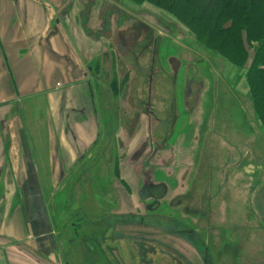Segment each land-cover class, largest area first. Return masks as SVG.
I'll list each match as a JSON object with an SVG mask.
<instances>
[{"label": "rangeland", "instance_id": "1", "mask_svg": "<svg viewBox=\"0 0 264 264\" xmlns=\"http://www.w3.org/2000/svg\"><path fill=\"white\" fill-rule=\"evenodd\" d=\"M96 1L105 5L101 14L110 2L118 13L117 25L104 30L113 36L101 43L115 50L116 59L98 55L87 63L93 69L100 138L91 158L72 173L64 202L55 203V211L65 206L58 215L67 263L259 264L253 238L230 234H239V227L233 231L232 220L221 217V203L211 208L205 172H194L198 163L207 166L208 132L214 130L219 134L214 138L224 142L223 163L216 155L208 161L215 171L214 192L228 158L239 152L250 158L251 144L263 140L240 72L145 1ZM62 13L58 9L60 20ZM144 15L166 32L149 25ZM132 17L134 22L121 29ZM129 26L147 29L148 37L143 32L139 41L132 40ZM126 167L137 170V187L129 180L136 177L133 172L122 170ZM231 206L236 212L238 203ZM250 208L248 202L239 204V211Z\"/></svg>", "mask_w": 264, "mask_h": 264}, {"label": "crops", "instance_id": "2", "mask_svg": "<svg viewBox=\"0 0 264 264\" xmlns=\"http://www.w3.org/2000/svg\"><path fill=\"white\" fill-rule=\"evenodd\" d=\"M64 3L0 0V264H68L69 248L63 246L58 215L65 206L55 211V203L64 202L72 173L85 158H91L100 138L93 69L87 63L98 55L116 59L115 50L110 47L108 51L101 43L104 36L111 39L112 32L104 30L117 25L118 18L113 17L116 11L111 2L102 14L105 5L96 0L87 6L78 0ZM58 9L63 11L62 20ZM215 135L219 134L213 130L204 138L210 164L216 156L223 163L225 155L224 142L220 144L215 137L219 140L215 145ZM251 149L250 158L242 152L228 158L215 192V171L209 170L208 161L206 167L195 165L194 172H205L206 200L211 208L221 203V217L232 220L233 231L239 227V234H230L239 237L246 232L245 238H253L259 264H264L261 137ZM122 170L133 172L136 177L129 180L137 187V170ZM234 202L238 203L236 212L231 211ZM247 202L249 213L239 211V204L246 206Z\"/></svg>", "mask_w": 264, "mask_h": 264}, {"label": "trees", "instance_id": "3", "mask_svg": "<svg viewBox=\"0 0 264 264\" xmlns=\"http://www.w3.org/2000/svg\"><path fill=\"white\" fill-rule=\"evenodd\" d=\"M129 1L163 10L240 72L264 141V0Z\"/></svg>", "mask_w": 264, "mask_h": 264}, {"label": "flooded vegetation", "instance_id": "4", "mask_svg": "<svg viewBox=\"0 0 264 264\" xmlns=\"http://www.w3.org/2000/svg\"><path fill=\"white\" fill-rule=\"evenodd\" d=\"M83 2H86V3H85L86 6H87V5H90V4H88V1H87V0H85V1H83ZM116 13H117V12H116ZM117 14H118V13H117ZM142 18H143V17H142ZM144 19L147 20V22L149 23V25H151V26H155V29L159 30V32H161V33H165V32H166L165 30L162 29L160 23H158L157 21H154V23H153V22L151 21V19H150L149 16L144 15ZM133 22H134L133 17L130 18L129 20L127 19L125 22H123V24H121V29H125V28H124L125 26H128V25H130V24L133 23ZM158 25H159V26H158ZM129 28L132 29V31H134V32H133V33H134V34H133L134 37H133V36L131 37L132 40L135 39V41H139L140 38L142 37L143 32H144L145 37H146V38L148 37V35L145 34V31H146L147 29H143V31H142V29L140 28L141 31H139L138 28H136L135 26H129ZM120 31H121V30H120ZM123 37H124V35L120 32V34H119V39H121V38H123ZM142 38H143V37H142ZM98 96H99V95L97 94V98H98Z\"/></svg>", "mask_w": 264, "mask_h": 264}, {"label": "water", "instance_id": "5", "mask_svg": "<svg viewBox=\"0 0 264 264\" xmlns=\"http://www.w3.org/2000/svg\"><path fill=\"white\" fill-rule=\"evenodd\" d=\"M73 0H65V3L64 5H67L68 3L72 2ZM78 1H85V0H78ZM88 1V4H91L94 2V0H87ZM60 18H62V14H60ZM140 150L136 152L137 156L139 154ZM137 158V157H136ZM136 160V159H135ZM58 242H59V245L61 246V240L60 238L58 237Z\"/></svg>", "mask_w": 264, "mask_h": 264}]
</instances>
